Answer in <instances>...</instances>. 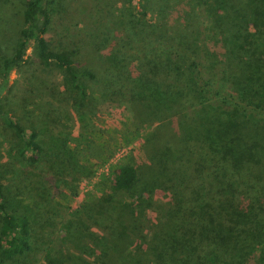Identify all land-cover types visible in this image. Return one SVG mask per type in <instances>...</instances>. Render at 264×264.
I'll return each instance as SVG.
<instances>
[{
	"label": "trees",
	"instance_id": "trees-1",
	"mask_svg": "<svg viewBox=\"0 0 264 264\" xmlns=\"http://www.w3.org/2000/svg\"><path fill=\"white\" fill-rule=\"evenodd\" d=\"M61 1L25 0L17 12L0 0V123L18 140L0 166V264H29L38 217L49 211L38 195L46 188L28 171L48 144L9 109L12 74L31 61L34 45L41 65L66 76L77 110L89 98L85 81L101 77L97 67L75 64L87 46L70 52L50 41ZM156 1L170 21L157 44L134 27L147 18L149 0H127L129 24L114 21L101 46L112 74L107 95L125 99L142 123L158 122L145 141L147 162L115 166L101 196L67 222L66 241L77 246L80 228L95 250L82 246L76 258L52 249L38 264H264V0ZM143 52L152 56L151 72L138 58ZM34 185L41 200L22 207ZM156 192L167 203L157 202ZM153 208L160 216L149 235L144 211Z\"/></svg>",
	"mask_w": 264,
	"mask_h": 264
},
{
	"label": "rangeland",
	"instance_id": "rangeland-1",
	"mask_svg": "<svg viewBox=\"0 0 264 264\" xmlns=\"http://www.w3.org/2000/svg\"><path fill=\"white\" fill-rule=\"evenodd\" d=\"M8 1L13 2L17 12L22 9L25 2ZM126 1L62 0L55 9L49 31L52 44L58 49L70 52H76L80 46H87L85 51L76 52L75 64L91 65L101 70V77L97 81H85L90 90L89 98L79 110L75 108L77 96L70 92L66 76L55 67L41 65L35 54L34 45L28 52L31 61L20 71L12 74L11 88L6 93L9 109L20 120L40 129L48 144L45 158L39 166L35 170L31 166L28 169L29 172L34 171L37 184L42 183L46 188L44 193L38 195H43L46 199L49 210L47 215L38 217V233L28 258L29 264L43 261L52 249L70 252L76 258L82 254L80 249L82 246L95 250L93 241L85 239L80 228L75 231L78 238L76 242L80 241L77 242L78 245L68 243L67 222L71 219L77 221L75 216L73 219L75 210L101 196L115 166L119 164L137 166L147 162L145 141L149 133L157 128L158 122L142 123L135 117V111L130 110L125 99L107 95L109 92L107 84L110 82L108 78L111 79L112 74L106 71V68L110 67V62L101 50L104 38L109 34V26L114 24V21L129 24L127 18H130L131 13L126 10ZM149 3L151 4L148 5L147 18L135 23L134 27L142 31L149 41L156 43L155 39L164 33L170 21L164 19L167 13L162 12L156 0H149ZM3 9L0 4V26L4 18ZM19 17L12 19V25L21 24ZM12 33L7 37L10 38ZM175 35L174 31L171 38ZM160 42L163 45L169 43L166 39ZM139 56L142 67L149 72L153 71L155 64L151 54L143 52L138 58ZM236 60L238 63V57ZM262 69L264 72V66ZM236 72L235 65H232L231 73L237 74ZM161 74L159 68V76ZM122 77L127 79L125 73ZM111 82L118 84L117 81ZM140 86L142 85L139 83L138 88ZM17 142L15 135L0 123V166L9 162L10 153L15 154L12 152L17 151ZM73 162L76 165L80 163L75 172H72ZM36 185L33 186L31 196L20 198L22 207H26L33 199L41 200L36 195L38 191ZM155 199L161 204L168 201L162 192H156ZM144 212L147 215L146 234L150 235L152 223L158 221L160 214L155 208ZM92 230L97 234H103L98 228Z\"/></svg>",
	"mask_w": 264,
	"mask_h": 264
}]
</instances>
